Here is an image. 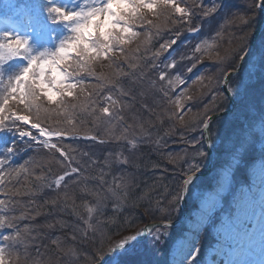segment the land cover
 Returning <instances> with one entry per match:
<instances>
[{"label":"snow or ice","instance_id":"snow-or-ice-1","mask_svg":"<svg viewBox=\"0 0 264 264\" xmlns=\"http://www.w3.org/2000/svg\"><path fill=\"white\" fill-rule=\"evenodd\" d=\"M221 11L225 16L230 15L223 0H215L209 6L197 4L195 8L185 0H29V3L20 5L18 12L32 25L31 31L21 33L13 24L10 30L0 33V134L15 137L0 152V185H5L4 177L10 175L4 165L18 151L17 141L42 145L51 153L50 161L62 166V174L52 183H47L43 175H36V180L43 182L42 186L59 190L62 183L67 189L69 181L79 185L81 173L86 171L84 166L89 165L91 158L75 160L63 141L75 139L73 134L79 132L86 122L92 124L98 134L84 139L100 144L106 142L101 135L127 140L125 134L130 126L122 127L119 136L114 127L116 122L125 120V109L134 105L135 86H143L147 70L159 68L157 59L163 53L170 55L185 31L193 35L200 31L198 17L207 19ZM161 17L174 26L169 29L172 34L160 36L158 47L151 49V58L145 59V53L140 57L143 62L136 63L125 46L131 45L141 35L136 30L137 26L150 25L159 36L160 26L154 23V19ZM57 26L64 30L59 38L55 35ZM44 32L48 33L53 46L36 52L32 45L33 37ZM217 35H220L219 31ZM248 39L244 34L237 46L226 54H215L218 75L213 89L214 106L210 109L205 106L204 115L197 124L185 125L199 130L198 136L186 139L183 133L179 134V142L187 147L175 155L161 153L173 166L168 169L154 165L162 168L164 173H170L161 190L153 187L154 195L149 192L134 195L130 190L122 193L126 201L131 199L133 210L122 229L108 234L92 222V213L103 215L107 197L98 199L95 207L85 205L89 217L84 223L88 227L80 239L93 250L89 254V264H145L138 251L144 241L165 253L164 264H264V139L259 140L257 147L256 140L250 139L251 132L237 142L231 135H221L217 131L216 139L220 141L217 148L212 138L214 115L228 111V102L246 92L256 77L264 81V37H261L257 61L253 60ZM191 53L180 58L191 61L186 67L188 73L202 62L205 55L203 44L197 43ZM21 60L25 65L19 70L12 74L5 72L6 66ZM101 61H107L108 67H114L116 72L104 78L102 87L86 91L87 78L82 74L100 81L101 77L95 76V66ZM124 65H127V70ZM180 67L175 60L164 64L157 80L149 81V87L159 93L158 106L165 107V102L173 105L178 111L172 113L169 110V116L175 115L183 122L185 112L192 111V108H185L181 96L173 99L170 95L176 84L187 83L179 75ZM109 84L110 87L107 86ZM141 95L145 93L141 92ZM144 107L152 109L151 105L145 104ZM53 116L63 117V121L58 120L56 127L46 126L45 122ZM257 135L264 137V116ZM150 136L149 133V140ZM128 142L136 147L135 141ZM165 146L156 141L157 150ZM251 149H255L258 156L249 164L247 156ZM213 151L218 157L215 163L211 158ZM88 156V153L83 154V157ZM117 160L128 164L127 158L118 156ZM96 163V160H91V165ZM104 164L110 166L107 159ZM253 165L249 179L237 184L235 172L243 166ZM19 167L24 168L23 165ZM100 180L102 186L108 184L103 170ZM33 187L40 190L35 185ZM119 187L115 185V188ZM115 188L108 187V192L114 197L117 196ZM91 194L98 195L84 193ZM15 195H20L19 191ZM64 195L67 197L66 191ZM72 201V211L75 212V195ZM48 202L55 206L58 200L53 198ZM8 203L6 199H0L3 211H9ZM225 203L229 208L227 212L221 211ZM113 209L117 213L125 211L122 204H114ZM27 218L24 213L19 217L0 216V229H13L10 234L0 235V239L6 242L0 245V264H28L27 242L35 237L28 225L24 226L22 233L20 225L14 223L17 219ZM140 224L143 227H138ZM132 229L136 231L128 234ZM209 235L212 243L209 246L210 258L206 259L204 241ZM114 236L119 237L115 242ZM71 238L77 239L75 234ZM52 243L58 242L53 240ZM21 244L25 248L23 256L17 250Z\"/></svg>","mask_w":264,"mask_h":264},{"label":"trees","instance_id":"trees-1","mask_svg":"<svg viewBox=\"0 0 264 264\" xmlns=\"http://www.w3.org/2000/svg\"><path fill=\"white\" fill-rule=\"evenodd\" d=\"M215 0H185V3L188 5L196 7L197 4H212ZM223 2L228 6V12L230 15L225 16V12L221 11L217 13L214 17L218 18V20H223V25L217 31L212 32L209 35H206L207 39H212L213 44L210 47V50L203 55L202 62L197 64V67L193 70L192 73H188L186 71V67L190 65L188 59H185L184 62H181V56L187 55L186 53L190 52H181L182 51V43L181 41L184 38V35H187V31L180 37L177 45H174V48H180L174 57V60L177 62L178 65L182 66L179 69V74L182 76V79H185L187 83L181 85L179 88L180 94L177 96H181V102L187 107H191L192 111L185 112L183 122L176 119V116H169V113H166L165 117L161 119V122L153 123V125L149 124H141L139 125V131H142V138L138 140V143L135 148H132L137 152L135 159L131 160L128 159V164H123V167L116 168L112 167L105 170V167H100L97 164L99 162H103L99 157V154L102 156H106L107 153H104V146H108L107 144H100L93 140H87L83 137L88 135H96L98 134V130L90 123H85L83 128L73 135L76 136L75 139H69L63 141L65 147L68 151L74 156L75 160H80L81 158L89 160V165H86V171L81 173V183L79 185H73L70 181L68 182V197L67 201L63 200L62 197L58 198L57 205L53 206L50 202L52 199V189L45 188L42 186V181L36 180V175H43L42 170L39 168L30 169L24 174H22L18 180H16V184L12 183L13 185L23 184L25 187L24 189H34V185L39 188L40 190L37 191L36 189L32 198L31 202L35 204L33 207H29L28 205H24L22 208L19 209H12L11 202L10 206H8L9 211H4V216H16L19 217L21 213L27 215V219H17L14 223L19 224L21 227V231L23 233V229L25 225H28L32 236L34 239H30L27 243V250L26 254L29 257L28 264H89V254L92 253V248L89 244L82 242L80 239L82 233L78 230L74 231L73 228L75 223H80L81 221L88 219L89 213L87 211V207L85 205L95 207L97 200L100 198L105 197V194H108L107 199L104 201V207L102 209L103 215H99L98 213H92V219L95 221H99V224L104 226V233L108 234L109 232H115L117 229H122L124 225V221L129 218V212L132 211V201L128 199L127 201L123 197L122 193L125 191H129L130 189L125 190L126 188L122 187L118 189L116 192L117 196H112L111 193L108 192V187L111 186L115 188V178L118 177V170H128L134 176L132 182L134 183L133 187L136 188L135 191L130 190L134 195H143L145 192H149L150 194H154L151 191L153 187L156 190H161L162 184L167 182V173L162 171L163 167L167 168V158L161 153L164 152L161 147L159 150L156 148V141H160L161 144L163 143H171L174 141L176 134L183 133L186 139H190L193 137V128L192 127H185V125H195L199 122V116L205 112V106L207 105L208 108H212L214 106V99L213 95L211 94L209 88L212 85V89H214L215 77L218 73L215 71L216 64H215V54L219 52L220 55H224L227 53L228 50L237 46L240 42V37L244 34H247L249 39L248 43H251L252 35L255 29L258 27L260 21L263 18V12L258 7L259 0H223ZM151 18V17H150ZM202 18H197V25H199V20ZM154 23L160 26V35H156L154 38L147 39L148 35V28L152 29L150 25H145L144 27L137 26V29L141 35L134 39L133 43L136 48L132 49L129 48L131 45H127L126 50L129 52L130 56L135 60L136 63H142L143 61L140 59L142 55L145 53L147 54L144 58L150 59L149 57L152 55L151 49L153 47H158L160 41V36L168 37L172 33L169 32L170 28L174 26L171 24H167L165 19L161 17L160 19H154ZM154 32L156 29L153 28ZM220 32V35H217V32ZM261 37H264V28L259 37L258 43L256 45L255 51L253 53V60L257 61L260 56V45H261ZM231 40V43L229 42ZM165 55L167 53H163L160 58L164 60ZM200 55V54H198ZM120 60H123V57H120ZM157 64H159V68L156 70H147V75L145 77V81L143 86L141 87L139 84L135 86V93H136V101L131 108H127L124 111L125 121L130 118L129 115H138L140 111L145 109L144 105L150 104V100L154 93L156 95L158 92H153L149 87V81H156L158 78V74L160 71V60L157 59ZM191 62V61H190ZM181 63V64H180ZM125 70H127V65H124ZM175 71V70H172ZM116 72V69L109 68L107 61L98 62L95 66V76H100L101 80L96 81L94 76H88L86 73L82 74L85 75L87 78V84L85 85L86 91L93 90L96 87H102L105 84V77H109ZM201 77V79H197ZM195 81V82H192ZM108 86V85H107ZM106 90V89H105ZM178 90V89H177ZM141 92L145 93V95H141ZM182 93V95H181ZM244 94V95H243ZM240 96L246 99H240ZM240 96L236 97L238 104L242 107L241 113L239 115L238 121L236 125L233 126L229 123H224L219 126L216 130L221 133V135H233V127L235 130H240L241 135L237 136L236 141L238 142L239 139L244 137L248 132H251L252 135L250 139L254 138L256 140V146H259V140L262 139L257 134L259 133L257 127L261 125V117L264 116V81H261L259 77H256L251 83L248 90L242 93ZM246 96V97H244ZM191 97V99H189ZM126 99V98H125ZM175 99V98H173ZM47 106V105H46ZM165 106L168 111L162 110L163 112H171L178 110L170 104L165 102ZM50 107V106H49ZM229 107V102L227 104V108ZM135 110V113H131ZM192 113H197L191 119L189 117ZM165 114V113H164ZM175 116V121H172ZM224 118V117H223ZM63 121V117H56L53 116L51 119L45 122L46 126L56 127L57 121ZM188 120H191L192 123H186ZM221 121V120H219ZM124 122V121H123ZM119 128L122 127V123ZM120 125L116 122L115 127ZM160 126H162V131ZM116 132V130H114ZM197 134H199V130H197ZM189 132V133H188ZM151 134L150 140L148 138V134ZM156 133V134H154ZM196 133V132H194ZM152 134H154L152 136ZM121 135V134H120ZM103 136V135H101ZM195 136V135H194ZM216 136V133H215ZM105 137V136H104ZM179 138V137H178ZM180 139V138H179ZM179 139H176V143L179 142ZM115 141V140H114ZM69 144H77V148H69ZM173 143L169 144L171 146ZM220 147V144H218ZM217 146V145H216ZM38 148L41 149V154L37 159L40 162L47 163L48 165L52 166L49 173L51 177H53L52 182L59 177L60 174L63 172L62 166L51 162L49 157L51 153L48 149L43 148L42 145H38ZM123 151L130 150L126 145L121 146ZM84 153H88V157H83ZM167 153V152H165ZM169 153V152H168ZM117 157L119 156L121 159L125 158L118 153ZM115 153H112L111 159L113 162H117V157ZM216 158L215 162L217 161V152L215 151ZM98 155V156H97ZM58 156V154H57ZM258 156V152L255 149H251L248 153L247 160L249 164L251 161ZM137 157H141L139 160ZM91 160H96L97 163L95 165H91ZM115 164V163H114ZM161 165L162 168H156L154 165ZM116 165V164H115ZM248 166H243L239 170L235 172V181L237 184L245 183L250 177V171L254 168ZM101 170H103L104 179L108 181L107 185L101 184L100 176ZM129 172H127L128 175ZM164 174V180L163 175ZM8 182L6 184L8 185ZM132 184V183H131ZM56 191L63 192L66 190L61 185L59 190L53 188ZM98 193L91 194V195H84V193ZM137 192V193H135ZM2 194H9L11 195V191L8 186L5 187V190ZM75 195V212L72 211L73 208V201L72 197ZM12 197V195H11ZM30 202V203H31ZM114 204H122L125 207V211L123 213L114 212L113 205ZM67 205V207H64ZM39 207L45 208L48 211L40 212ZM142 213V209H136ZM51 225V227H50ZM33 226H38L37 231H33ZM143 227V225H140ZM4 231L1 232V235L10 234L13 229L5 227ZM82 232V229H80ZM136 231V229H132L128 234H132V232ZM73 232L71 235L66 236L68 233ZM75 234L77 239L73 240L71 237ZM47 235L52 237V240H56L58 243L55 244L59 250H56V256L53 254L51 258L45 257L48 255L47 252V244L44 243L41 239V236ZM118 236L113 237V242L118 240ZM46 240V239H45ZM2 245L5 244L2 239ZM212 243V236L209 237L204 241V254L209 251V247ZM144 244V242H143ZM140 247L144 250V246ZM22 245V244H21ZM21 245H18L17 250L19 253L25 254V248ZM143 253V251H142ZM146 255L140 256L141 260ZM44 260L42 261V259Z\"/></svg>","mask_w":264,"mask_h":264},{"label":"rangeland","instance_id":"rangeland-1","mask_svg":"<svg viewBox=\"0 0 264 264\" xmlns=\"http://www.w3.org/2000/svg\"><path fill=\"white\" fill-rule=\"evenodd\" d=\"M9 1H11V0H8V2ZM221 21L222 20H218V18L214 19V17L211 16V17H208L207 19L203 20V27L209 26L210 24H214L215 29H219ZM16 24H19L18 25V30L21 33H27V32L31 31V27H30V25L28 23H26L24 25V24H21V23L17 22ZM20 25H22L24 27V29L21 28ZM10 26H11V24H8L7 26H5V30H10ZM56 33H58V34H60L62 36L64 34L63 28L62 27L59 28L57 26ZM56 33H55V35H56ZM203 39H204V37L201 39V43L203 44V49L208 51L209 48L211 47L210 46L211 44H208ZM194 42H195V39H192V40L191 39H187V40H185L184 46H183L181 52L182 53L183 52H190L192 50V48L195 46ZM204 42H206V43H204ZM32 45H33L34 50L36 52H39V51H42L46 46L51 48L53 46V43L48 38V33L44 32V33H42L40 35H36V36L33 37ZM129 48L134 49L136 47L134 46V44H131V46H129ZM151 56L149 58H151ZM158 60H160V67H161L163 65V60L160 57L158 58ZM184 60H181V62L182 61L184 62ZM18 63H20V65L22 67L25 65V62L22 61V60L18 61ZM189 63H190V60H189ZM181 66H182V64H181ZM110 86L111 85L109 84L108 87H110ZM178 86L179 85L176 84L174 86L173 91L170 93L172 98H175L177 95L180 94L179 89L176 90L178 88ZM214 86H215V83H214ZM211 89H212V85H210L209 90H210L211 94L213 95V90H211ZM244 97H246V96H244ZM240 99H246V98H243V97L240 96ZM159 103H160L159 93L157 95H156V93H154V95L152 96V99L150 100V104H149V105L152 106L151 110L143 109L142 111H140L138 113V115H134V116L133 115H129L130 118L127 119V122L124 120V122L122 123V127L130 126V127H128V131L125 134L127 136V140L123 139V138L119 139V140H116V139H110L108 136H105V137L101 136V138L106 141L105 144L108 145V146H104L103 147L104 153H109V152L115 153V154L118 153L119 155H122L125 158L131 159V160L135 159V157L137 155V152H135V150L132 149L133 147L131 146V144L128 141L129 140L135 141L136 145H137L138 140L144 139V138H142V135H143L142 131H139V125H141L143 123H145V124H149L150 123V125H153V123L161 122V119H163L165 117L166 113H169V112H163L162 110H166V111H168V110H167L166 106L163 107V108L159 107L158 106ZM241 109H242V107H240L239 104H237V108L233 112H231V114H229L228 116L225 115L224 118L223 117L219 118V119H217L216 121L213 122V125H212V127H213V137L212 138H213L214 141H216L217 147L219 146L218 144H220V141L216 139V136H215L216 130L219 128V126L221 124H224V123H229L230 125L233 124V126L236 125V123L238 121V118H239V115L241 114V113H239V111L241 112ZM135 112L136 111L133 110L131 113H135ZM172 113H176V112L173 111ZM196 114L197 113H192L189 117H191V119H192V117L194 115H196ZM203 115H204V113L202 115H200L199 118H202ZM173 118L174 119L172 121H175V116ZM219 120H221V121H219ZM151 122H153V123H151ZM117 123H119L120 125L114 127V130H116V132H115L116 135L119 136L121 134L122 127L119 128L121 126V122L118 121ZM186 123H192V121L188 120ZM160 128H161L160 131H162V126H160ZM260 128H261V125H258L257 129H258L259 132H260ZM233 131L234 132H232V133L234 135H232V137H233L234 140H236L237 136L241 135V131L240 130H235V127H233ZM192 132H193V137H194V135L195 136L199 135V134H197V132H198L197 130H194ZM194 132H196V133H194ZM154 134H156V133H154ZM154 134H152V136ZM178 137H179V134H176V137L174 138V141H176V139L180 138V137L179 138ZM260 137L262 139H264V137H262V136H260ZM13 139H15V137L9 136L7 134H0V152H2L4 147L7 144L11 143V141ZM87 140H90V139H87ZM171 143H173V142H171ZM171 143H163V144H166V146L162 148L164 150L163 153H165V152L168 153L169 152V153H172L173 155H175V154L179 153L181 149L187 147V145H185L183 143H180V142L173 143L171 146L168 147V145L171 144ZM19 144H20V142L17 141V149H18V151L16 152V154L14 156L10 157V160L8 162H6L5 165H4V169H7L8 172L10 173V175L6 174L5 177H4L5 185H0V195H1L0 199H6L9 202L7 207L11 205L10 204L11 202H14L13 205H11L12 209H19V208H22L24 205H26V206L28 205L29 207L35 206V204L31 202V198H32V196H33V194L35 192L34 189H28L27 190V189H24L25 186L23 184H18V185H13L12 184V183L16 184V180H18L19 177L22 174H24L25 172H27L30 169L39 168V169L42 170L43 176L46 178L47 183H52V179H53V177H51V175L49 173V171L52 168V166L48 165L47 163H43V162L38 161L37 158L32 155L30 149H28V146L26 144H21V145H19ZM124 145H126L130 150H126V151L120 150L121 146H124ZM77 146H78L77 144H69L68 145L69 148H77ZM99 157L101 158V160L103 162H99L97 165L100 166V167H105V170L109 169V168H112V167H115V169L123 167L122 163H119L118 160H117V162H113L114 160L111 159V156H108L107 154H106L105 157L99 154ZM116 157H117V154H116ZM0 158H2V157H0ZM137 158L139 160L141 159V157H137ZM214 158H216L215 152H214ZM105 159L108 160L110 166H106L104 164ZM25 162H27V163H25ZM21 165H23L24 168H20L19 166H21ZM172 167H173L172 164L168 163V161H167V168L171 169ZM17 169H18V171H13V170H17ZM24 169H27V171H25ZM127 172H129L128 175H127ZM251 172L252 171H250V176H251ZM167 175L169 176L170 173H167ZM133 176L134 175L130 171L119 169L118 170V177L115 178V185H120V187L119 188H115V190L117 191L118 189L124 187V188H126L125 190L130 189L132 191H135L136 188L133 187L134 183L132 182ZM162 176H163L162 178L164 180V174ZM8 178H10V180L8 182V185H7L6 182L8 181ZM6 186H8V188L10 189L12 197L9 194H2L4 192ZM44 187L47 188L46 186H44ZM17 191H19V193H20V195H18V196L15 195V193ZM65 191L68 194V190L67 189L64 190L63 192L56 191V190L52 189V192H51L52 199L56 198L58 200L59 197H62L63 200L67 201L68 195H67V197H65V195H64ZM157 191H159V190H157ZM26 192L29 193V194L26 195L25 194ZM135 193H137V192H135ZM105 196L107 197L108 194H105ZM48 201H49V199H48ZM3 209H4V206H0V216H1L2 212H3ZM39 209H40V212L50 210V208L45 210V208H42V207H39ZM221 211H223V212L229 211L227 203L224 204V206L221 209ZM92 222L94 224H96V226L98 228H100L103 231H105L103 225L97 223V221H95L93 219H92ZM140 225H138V227H141ZM87 227L88 226L83 221H81L79 224L75 223L74 227H71L70 229L73 228L74 231L78 230L80 233L83 234V230L87 229ZM38 228H39L38 226H33L32 230L33 231H37ZM80 229H82V232H81ZM4 230H6V229L3 228L1 230V232L4 231ZM72 233L73 232L68 233L67 236H66V239ZM41 239H42V241L44 243L46 242V244L48 245L47 246L48 255H46L45 257H47L49 259V258H51L53 256V254L56 256V250L57 249L59 250V248L55 244L52 243V241H53L52 237L47 236V235L46 236L43 235V236H41ZM144 244H148V241H144ZM21 246L24 247L23 245H21ZM138 251H139V258L140 259H141L140 256L146 255L143 258V261L145 262V264H164L165 253L163 251H161L160 249H158V248H153L150 244H148L147 247H144V250L142 248H139ZM142 251H143V253H142ZM253 258H258V257H253ZM43 260H44V258L42 259V261Z\"/></svg>","mask_w":264,"mask_h":264},{"label":"water","instance_id":"water-1","mask_svg":"<svg viewBox=\"0 0 264 264\" xmlns=\"http://www.w3.org/2000/svg\"><path fill=\"white\" fill-rule=\"evenodd\" d=\"M261 7H262V9L264 10V0H261ZM263 25H264V19H263V21L260 23L258 29H257V30L254 32V34H253L252 42H251V44H250V47L252 48V50L254 49V46H255V44H256V42H257V40H258V37H259V34H260L261 30H262ZM231 104H232L233 107H232L231 109H229L228 111H226V112H221V113H218L217 115H214V117H213V122H214L218 117H220V116H224V115H228V114H230L231 112H233V111L235 110V107H236L237 103H236L235 100H231ZM211 158H212V162L214 163V154H213V152H212V157H211Z\"/></svg>","mask_w":264,"mask_h":264},{"label":"bare ground","instance_id":"bare-ground-1","mask_svg":"<svg viewBox=\"0 0 264 264\" xmlns=\"http://www.w3.org/2000/svg\"><path fill=\"white\" fill-rule=\"evenodd\" d=\"M204 255H205V258H206V259H207V258H210V256H209V251L206 252Z\"/></svg>","mask_w":264,"mask_h":264}]
</instances>
